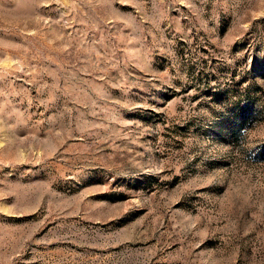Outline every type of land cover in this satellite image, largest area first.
Instances as JSON below:
<instances>
[{"label":"rangeland","instance_id":"rangeland-1","mask_svg":"<svg viewBox=\"0 0 264 264\" xmlns=\"http://www.w3.org/2000/svg\"><path fill=\"white\" fill-rule=\"evenodd\" d=\"M0 264H264V0H0Z\"/></svg>","mask_w":264,"mask_h":264}]
</instances>
